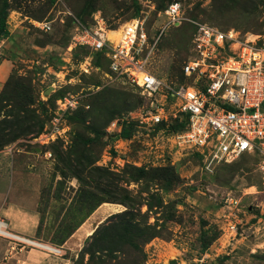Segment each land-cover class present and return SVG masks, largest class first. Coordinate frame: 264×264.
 I'll return each instance as SVG.
<instances>
[{
	"label": "rangeland",
	"instance_id": "1",
	"mask_svg": "<svg viewBox=\"0 0 264 264\" xmlns=\"http://www.w3.org/2000/svg\"><path fill=\"white\" fill-rule=\"evenodd\" d=\"M174 3L183 21L164 30L147 64L163 80H181L198 24L234 29L264 46V0H0V20L8 32L0 34V210L11 200L36 203L42 225L32 239L59 250L46 252L64 259L63 264H264L259 158L244 155L209 165L196 152L177 145L176 136L183 130L178 115L168 124L142 122L149 101L125 80H111L100 54L74 46L77 28L93 27L99 15L115 30L139 17L153 39L167 24L165 11ZM37 22L49 29L38 28ZM65 97L77 102L69 113L59 112ZM168 105L174 111L172 103ZM58 130L62 137L41 141L43 133ZM124 134L128 138H122ZM133 167L151 175L128 182L126 171ZM164 169L178 176L175 186L160 178L147 182L153 176L170 177L161 172ZM107 176V182L100 180ZM102 189L119 199L125 192L135 194L152 205L149 222L157 223L159 237L137 243L143 259L119 238L100 246L112 249L110 254L90 251L92 234L79 246L68 244L98 209L85 219L88 210L82 209V200L90 195L97 202ZM149 194H156L155 199ZM229 197L239 200L235 236L224 231ZM115 205L93 233L110 216L126 210ZM141 208L143 213L148 209ZM22 238L0 235L8 256L34 248Z\"/></svg>",
	"mask_w": 264,
	"mask_h": 264
},
{
	"label": "built area",
	"instance_id": "2",
	"mask_svg": "<svg viewBox=\"0 0 264 264\" xmlns=\"http://www.w3.org/2000/svg\"><path fill=\"white\" fill-rule=\"evenodd\" d=\"M165 14L168 22L153 39L145 29V20L139 17L115 30L108 28L99 15L93 27L77 28L74 46L101 52L108 63L106 75L111 80H125L149 101L142 122L168 124L170 117L177 115L181 121L185 119L184 129L176 136L177 145L196 152L209 165L231 163L244 155L257 156L264 203V46L234 29L223 31L198 24L189 58L180 72L181 80H163L147 69L149 58L164 30L183 21L178 4L170 5ZM36 26L49 29L45 23L37 22ZM114 31L120 34L111 40L107 35ZM83 72L89 73L87 64ZM60 100L59 112L76 107L73 97ZM168 103H172L174 111L168 109ZM59 119L62 116L56 117ZM56 135L63 134L60 130L50 135L43 133L40 139L48 143ZM238 205L239 200L233 197L225 200L224 231L228 236L237 235ZM1 224L5 223L0 220Z\"/></svg>",
	"mask_w": 264,
	"mask_h": 264
},
{
	"label": "trees",
	"instance_id": "3",
	"mask_svg": "<svg viewBox=\"0 0 264 264\" xmlns=\"http://www.w3.org/2000/svg\"><path fill=\"white\" fill-rule=\"evenodd\" d=\"M176 4V3H174ZM173 5V4H171ZM139 9H137V12ZM137 18V17H136ZM227 31V30H225ZM4 34V36H8L7 28H6V22L4 20H0V34ZM100 54L103 57V54ZM162 125V124H161ZM183 129L185 127V119L183 120V123L181 124ZM43 127H41L42 129ZM122 138H128L126 134L122 135ZM92 164V163H91ZM99 171H103L106 174H110L109 171L104 170V168H97ZM161 172H165L167 174H170V177H166L165 174L159 175L157 177H151L150 179H147V182H152L153 179L156 180H165L168 182L171 187L175 186L178 181V176L176 174H173L170 169H164L161 170ZM172 174V176H171ZM126 175L128 176L127 180L131 182H136L139 181L141 178H144V175H151L147 173L144 170H141L140 168L133 167L130 168L128 171H126ZM125 175V176H126ZM101 181L107 182L108 181V176L101 177ZM124 180V179H123ZM125 182V181H123ZM128 182H125L126 184ZM111 192V193H110ZM101 198L95 202L94 196H86L81 202V207L82 209L84 208L85 210H88L85 215V219H87L97 208H99L101 205L105 203H110V204H120L123 205L126 210L123 211L122 213H118L116 215L110 216L105 223H103L102 226H100L95 233L91 235L90 238V243L88 244L90 247V251L96 252L97 249H102L108 254L112 252V249L104 247H100L103 244H109L111 241L115 238L121 239L124 243H127L129 245L130 252H132L139 260L143 259L144 256L140 255L141 251L137 243H147L151 241L154 238L159 237V232H158V225L155 223V225H152L149 222V214L152 212V205L149 204V202L135 194H127L125 192V195L122 196V199H119L116 193H113V191H109V189H102ZM156 195V194H155ZM155 195L149 194L148 196L151 199H155ZM141 198V199H139ZM137 199H139V203H136ZM145 201V203H143ZM137 204V205H136ZM160 206H164V203L162 200L159 201ZM147 206V211L145 213L142 212V206ZM137 206V208L135 207ZM141 206V207H140ZM139 218V222L136 223L133 220ZM84 222V221H83ZM82 222V223H83ZM42 225V220L40 222V226L38 228V232L41 229ZM78 229V228H77ZM76 229V230H77ZM74 230V232L76 231ZM73 232V233H74ZM72 233V234H73ZM71 234V235H72ZM92 245V246H90ZM91 252V253H92ZM139 256V257H138Z\"/></svg>",
	"mask_w": 264,
	"mask_h": 264
},
{
	"label": "crops",
	"instance_id": "4",
	"mask_svg": "<svg viewBox=\"0 0 264 264\" xmlns=\"http://www.w3.org/2000/svg\"><path fill=\"white\" fill-rule=\"evenodd\" d=\"M4 75V74H3ZM11 200V199H10ZM28 202L19 203L14 200L7 202L2 206L0 215L4 217L3 222L7 225V231L15 236L23 237L34 241L41 222V216L37 209V204L27 205ZM107 209V210H106ZM107 214H110L108 208L100 206L90 218L72 235L68 244L73 243L79 246L87 237H89L95 228V225L103 222ZM91 232V233H90ZM39 243V242H38ZM28 247L23 253L10 252L8 256L7 245L0 240V264H63L64 259H56L49 255L47 250L37 246ZM25 249L27 247H24ZM51 252V251H50Z\"/></svg>",
	"mask_w": 264,
	"mask_h": 264
},
{
	"label": "bare ground",
	"instance_id": "5",
	"mask_svg": "<svg viewBox=\"0 0 264 264\" xmlns=\"http://www.w3.org/2000/svg\"><path fill=\"white\" fill-rule=\"evenodd\" d=\"M119 34H120V31H115V33H111V32H108V37H109V39H111V40H115V39H117L118 37H119ZM106 208H108V210L109 211H111V210H113L115 207H116V205L115 204H108V203H106V204H103ZM107 210V209H106ZM117 211V210H116ZM122 211V210H121ZM123 212V211H122ZM99 226V225H98ZM4 227H5V224H1L0 225V235L2 234V235H4L5 237H8V238H10V233L6 230V229H4ZM91 233V232H90ZM93 234V233H92ZM20 241H22V242H24V243H27V244H29V245H35V246H37V247H40V248H42V249H45V250H47V251H51V252H55V253H57V251H56V249H54L53 247H51V246H49L48 244H43V243H38V242H33V241H31V240H27V239H20Z\"/></svg>",
	"mask_w": 264,
	"mask_h": 264
},
{
	"label": "water",
	"instance_id": "6",
	"mask_svg": "<svg viewBox=\"0 0 264 264\" xmlns=\"http://www.w3.org/2000/svg\"><path fill=\"white\" fill-rule=\"evenodd\" d=\"M49 91H51V89H50V90H48V91H47V93H49Z\"/></svg>",
	"mask_w": 264,
	"mask_h": 264
}]
</instances>
